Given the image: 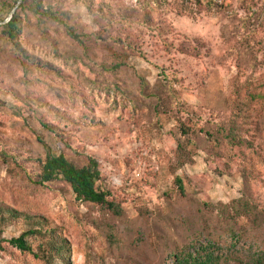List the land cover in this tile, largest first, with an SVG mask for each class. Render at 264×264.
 <instances>
[{"label": "rangeland", "instance_id": "374dc122", "mask_svg": "<svg viewBox=\"0 0 264 264\" xmlns=\"http://www.w3.org/2000/svg\"><path fill=\"white\" fill-rule=\"evenodd\" d=\"M43 6L81 40L20 7L15 42L0 28V203L57 228L72 264H175L208 246L219 264H264V0ZM41 142L98 160L122 215L40 186ZM3 246L0 264H44Z\"/></svg>", "mask_w": 264, "mask_h": 264}, {"label": "trees", "instance_id": "16d2710c", "mask_svg": "<svg viewBox=\"0 0 264 264\" xmlns=\"http://www.w3.org/2000/svg\"><path fill=\"white\" fill-rule=\"evenodd\" d=\"M20 0L16 1L18 4ZM31 1L32 4L28 5ZM14 6L0 0V25L3 38L15 42L21 32V19L14 15L5 23L11 14ZM13 8V9H12ZM20 8L29 9L32 13L39 14L43 18L54 21L64 26L68 35L77 41L80 37L64 21L67 14L59 13L52 8H44L43 0H23ZM43 128L50 133L56 134L58 130L47 123H43ZM45 149V159L41 161V171L38 175V184L42 187H49L57 182H64L70 186L76 201L80 203H90L108 210L116 216L122 215V210L109 200V194L101 189L102 173L100 163L94 158H89L85 165H77L63 154H55L51 147L45 142H41ZM3 158L6 156H4ZM180 191L184 193L182 180H178ZM21 213L0 203V228L8 227L14 223L25 220L35 225L23 232L19 237L9 241L0 239V250H4V244H8L15 250L32 256L34 259L44 264H72V248L69 241L63 234L54 227H45V219ZM220 257L214 252V247L208 246L200 248L192 254L176 255L175 264H219Z\"/></svg>", "mask_w": 264, "mask_h": 264}, {"label": "water", "instance_id": "95a60500", "mask_svg": "<svg viewBox=\"0 0 264 264\" xmlns=\"http://www.w3.org/2000/svg\"><path fill=\"white\" fill-rule=\"evenodd\" d=\"M23 0H20L19 3L17 4L16 8L14 9V11L12 12V15H11V18L15 15V12L17 11L18 7H20L21 3H22ZM10 18V19H11ZM9 19V20H10ZM8 22V21H7Z\"/></svg>", "mask_w": 264, "mask_h": 264}]
</instances>
